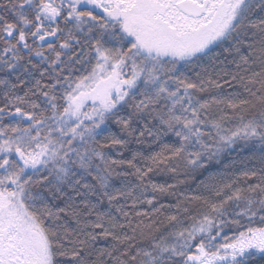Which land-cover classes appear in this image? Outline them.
<instances>
[{
	"label": "snow or ice",
	"instance_id": "snow-or-ice-1",
	"mask_svg": "<svg viewBox=\"0 0 264 264\" xmlns=\"http://www.w3.org/2000/svg\"><path fill=\"white\" fill-rule=\"evenodd\" d=\"M0 264H264V0H0Z\"/></svg>",
	"mask_w": 264,
	"mask_h": 264
}]
</instances>
